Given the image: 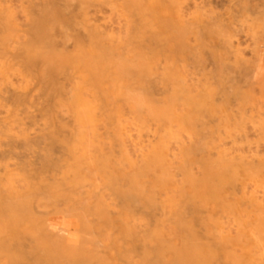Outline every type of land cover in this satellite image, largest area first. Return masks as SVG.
<instances>
[{
  "label": "rangeland",
  "instance_id": "374dc122",
  "mask_svg": "<svg viewBox=\"0 0 264 264\" xmlns=\"http://www.w3.org/2000/svg\"><path fill=\"white\" fill-rule=\"evenodd\" d=\"M55 1L62 4V9L69 1L66 13L52 0H0V180L5 183L0 182V202L10 204L14 200H7L9 197L22 198L26 189L32 194L27 198L32 200V213L45 209L50 214L52 208L55 217L53 207L67 208L64 214L77 212L70 214L72 218L65 215L72 221L62 218L66 226L59 231H52L57 224L55 218L48 220L45 216L43 224L48 220L55 225L52 223V228L47 221L45 226L52 228L47 231L52 233L41 234H46L43 241L48 238L45 241L50 244L44 241V247H39L42 251L46 247L44 253L47 249L54 252L58 238H66L65 229L73 225L72 232H66H76L71 237L77 245L64 240L72 247L70 255L64 253L69 246L65 243L59 244L64 251L52 253L73 256H66L68 261L77 256L75 264H264V84L256 87L252 83V62L261 43L257 36L264 30V17L251 9L257 0L253 4L252 0H240L242 4L238 0L237 5V0ZM43 4L52 8L51 12L58 10L59 16L61 12L63 19L72 13L70 18L75 17L76 23L65 17L60 20L68 22L64 27L65 23L59 24L60 17L49 11L52 18L46 13L49 19L42 24L38 20L45 14H41ZM38 22L46 31L48 26L54 27L48 34L54 44L47 35L39 38L48 33L45 29V33L36 35L40 32H36ZM49 55L52 63L46 60ZM247 76L249 80L242 78ZM42 81L55 92L48 89V84L45 89ZM144 84L149 86L147 91ZM255 112L261 116L259 122ZM254 126L260 133L255 130L256 139L261 137L258 144L254 142ZM254 145H258L259 154L263 153L257 158L261 162L258 182L253 174ZM64 147L70 150L63 152ZM65 176L73 177V181L68 180L74 189L68 188ZM56 178L68 185L64 187L67 193L56 190L71 193L68 199L62 200L61 193L53 195L51 186ZM130 178L137 181L141 193L137 205L118 193ZM48 179L52 181L45 184L46 191L48 185L51 196H61L60 200H49V196L47 202L44 193L37 190L38 184L41 188L42 180L45 183ZM20 201H14L18 207ZM1 205L4 203L0 204L3 227L2 220H9V211ZM16 205L15 212L20 208ZM16 214L9 217L18 220L27 216L22 218L21 213L18 218ZM27 219L26 225L32 220ZM38 219L34 217L33 226ZM62 219L58 220L60 224ZM43 224L36 226L37 231L41 232V226L46 229ZM15 225L12 227L17 230L21 226ZM35 226L30 227L33 233ZM4 231L0 232V246L8 251L14 245V249L5 254L0 248V263L37 264L36 257L43 253L32 254L25 246L28 256H21V243L25 239L31 243L33 237L30 239L25 231L24 239L13 231L19 235L14 239L19 238L9 243ZM17 241L21 244L20 256ZM36 243L33 247L39 246ZM3 253L13 255L15 262ZM30 255L34 257L30 259ZM21 257L28 262L23 263ZM58 260V264H66L64 259Z\"/></svg>",
  "mask_w": 264,
  "mask_h": 264
},
{
  "label": "bare ground",
  "instance_id": "6f19581e",
  "mask_svg": "<svg viewBox=\"0 0 264 264\" xmlns=\"http://www.w3.org/2000/svg\"><path fill=\"white\" fill-rule=\"evenodd\" d=\"M73 1H74V0H73ZM250 1H251V0H250ZM254 1H255V0H252L251 3H252V2L254 3ZM46 2H48V1H46ZM46 2H45V3H46ZM52 2L55 3L56 1H55V0L53 1V0H52ZM52 2H51V3H52ZM70 2H71V1H70ZM194 2H195V1H194ZM237 2H238V0L236 1V4H235V5H237ZM243 2H245V1H243ZM64 3H65V2H64ZM64 3H63V5H64V6H63V9H62V7H61L62 4L60 5V4H57V2H56V5H60V7H59V8H61L60 11H64V12H65L64 9H66V7L69 5V1H68V3L66 2L67 5L64 4ZM80 3H81V2H80ZM195 3H196V2H195ZM234 3H235V1H234ZM238 3H239V4H242V2L240 3V0H239ZM253 3H252V4H253ZM142 4H143V3H142ZM65 5H66V7H65ZM133 6H135V5H133ZM251 6H252V7H251ZM251 6L249 5V7H251V9H253L252 12H255L257 15L264 17V0H257V2H256L255 4H253V5H251ZM64 7H65V8H64ZM131 7H132V6H131ZM136 7H137V6H136ZM138 7H140V6H138ZM138 7H137V8H138ZM155 7H156V6H155ZM160 7H161V6H160ZM48 8H49V7H48V6L45 7L44 4H43V6L41 7V9H42L41 11H43V9H44L43 12L40 11L41 14H44V13H45L44 15H41V17H42L41 19H42V20L39 19L40 16H39V14H38V17H39V18L37 17V18L39 19L38 21H40L42 24L46 22V19H49V18L51 19V18H52V17L49 16V15H51L52 13H53V16H54L55 18H58V16H59V15H58V12H57L58 10H56V11H52V12H51L52 8H51L50 10H49ZM57 8H58V6H57ZM59 8H58V9H59ZM134 8H135V7H134ZM198 8H199V7H198ZM45 9H46V10H45ZM141 9H142V8H141ZM47 10H48V12H47ZM53 10H54V9H53ZM138 10H139V9H138ZM49 11H50L51 14H48ZM46 13L48 14V17H49V18H47ZM62 13H63V12H62ZM65 13H66V12H65ZM65 13H63V14H65ZM70 14H72V13H70ZM70 14L68 13V17H69V18L66 17V16L64 15V16L66 17V19L68 18L67 21H69V22H70V19H71V18H70V16H71ZM57 15H58V16H57ZM253 15H255V14L253 13ZM44 16H45L46 18H45ZM136 16H137V15H135L134 17L136 18ZM138 16H139V18H140V16L142 17L141 14L138 15ZM43 17H44V18H43ZM59 17H60L59 20H58V19H53L52 22H55V20H58L59 22H60V20H63V21L65 20V17H64V19L62 18V16H61V12H60V16H59ZM257 17H258V16H257ZM37 18H35V20H37ZM72 18H74V20L71 19V20H73V21H71V22L76 23V19H75V17L72 16ZM169 19H170V18H169ZM256 19H257V18H256ZM176 20H177V19H176ZM187 20H188V19H187ZM263 20H264V19H263ZM43 21H45V22H43ZM63 21H62V22H63ZM67 21H66V22H67ZM135 21H136V20H135ZM137 21H138V20H137ZM40 22H38V23H39V26L37 27V28H39V29H37V28L35 27V28H36V32H38V30H40V32H38L36 35H38L39 33L43 32V29H45V32H48L47 34H46L45 32H43V33H45V34H43V33H41V34H43L44 36H42L41 34H40V35H41L40 37L37 36V37H39V38H43V37L45 38L46 35L48 36V34H49V32H50V29H51L52 27L50 28V27L48 26V29H49V30L46 31V28H45L44 25H41L42 28L40 27ZM52 22H51V23H52ZM62 22H60L59 24H61ZM66 22H63V23H65V24H64V27H66V25L68 24V22H67V24H66ZM78 22H79V21H78ZM163 22H164V21H163ZM57 23H58V22H57ZM135 23H136V22H135ZM175 23H176V22H175ZM137 24H138V23H137ZM2 25H3V24H2ZM33 25H34V22H33ZM35 25H36V24H35ZM48 25H49V24H48ZM54 25H55V24H54ZM36 26H37V25H36ZM46 26H47V24H46ZM43 27H44V28H43ZM61 27H62V26H61ZM53 28H54V27H53ZM53 28L51 29V32H52ZM33 29H34V27H33ZM62 29H63V27H62ZM54 30H55V29H54ZM64 31H65V30H64ZM33 32H34V31H33ZM140 32H141V31H140ZM61 33H62V32H61ZM257 33H258V31H257ZM257 33H255V34H257ZM51 34H52V33H51ZM90 34H91V33H90ZM34 35H35V34H34ZM61 35H62V34H61ZM66 35H67V34H66ZM257 35H259V34H257ZM257 35H253V36L255 37V36H257ZM260 35H261V36H260ZM260 35L257 36V37H259V38L261 37L260 39H261L262 41L260 40L261 43H260V44L258 43V44H259V48H258V50L255 49L256 52L254 51V52H255V58H254V60H253V62H252V75H253V77H252V75H251V77L253 78V80H252L253 82H252V83H254V85H255L256 87H261V86L264 84V30H262V32H261ZM48 37L50 38V40L53 39V36H51V37L48 36ZM48 37H46V38H48ZM96 37H97V36H96ZM259 38H258V40H259ZM93 39H94V37H93ZM47 40L50 41L49 39H46V40H44V41L47 42ZM42 41H43V40H42ZM44 41H43V43H44ZM256 41H257V40H255L254 42H256ZM55 42H56V41H55ZM34 43H35V42H34ZM34 43H33V44H34ZM39 43H40V42H39ZM43 43H42V44H43ZM50 43H51V42H50ZM52 43L54 44L53 40H52ZM31 44H32V43H31ZM255 44H257V43H255ZM25 45H26V44H25ZM25 45H24V46H25ZM40 45H41V44H40ZM40 45H39L38 47H40ZM44 45H45V44H44ZM44 45H41V46L43 47ZM29 46H30V45H29ZM1 47H2V46H1ZM44 47L46 48V46H44ZM260 47H261V48H260ZM25 48H26V46H25ZM48 48H50V47L48 46ZM22 49H23V48H22ZM36 49H37V48H36ZM43 49H44V48H43ZM33 50H34V49H33ZM37 51H38V50H37ZM47 51H48V52H49V51L51 52V50H48V49L46 50V52H47ZM40 52H41V51H40ZM46 52H44V53H46ZM26 53H27V51H26ZM34 53H35V51H34ZM51 53H52V52H51ZM23 54H24V53H23ZM48 54H50V53H48ZM52 55H53V54H52ZM252 55H253V54H252ZM29 56H30V55H29ZM33 56H34V55H33ZM35 56H36V54H35ZM49 56H50V55H49ZM49 56L46 58V60L51 58V56H50V57H49ZM45 57H46V55H45ZM52 57L54 58V56H52ZM104 58H105V57H104ZM67 59H68V58H67ZM31 60H32V59H31ZM46 60H44V61H46ZM106 60H107V59H106ZM40 61H41V60H40ZM42 61H43V60H42ZM107 61H108V60H107ZM65 62H66V61H65ZM70 62H71V61H70ZM73 62H74V61H73ZM119 62H120V61H119ZM125 62H126V61H125ZM50 63H52V59H50ZM55 63H56V61H55ZM59 63H60V62H59ZM59 63H58V64H59ZM127 63H128V62H127ZM46 65H47V64H46ZM60 65H61V64H60ZM60 65H59V67H60ZM245 65H246V64H245ZM51 66H52V65H51ZM53 66H54V65H53ZM124 66H125V65H124ZM56 67H57V66H56ZM125 67H126V66H125ZM136 67H137V66H136ZM57 68H58V67H57ZM128 68H129V67H128ZM130 68H131V67H130ZM130 68H129V69H130ZM244 68H245V67H244ZM33 69H34V68H33ZM116 69L118 70L117 67H116ZM129 69H128V70H129ZM29 70H30V68H29ZM42 70H43V69H42ZM48 70H49V69H48ZM105 70H106V69H105ZM125 70H126V69L124 68L123 71H125ZM243 70H244V69H243ZM243 70H242V71H243ZM43 71H44V70H43ZM45 71H46V70H45ZM49 71H51V70H49ZM52 71H53V70H52ZM59 71H60V70H59ZM46 72H47V71H46ZM60 72H61V71H60ZM63 72H64V71H63ZM135 72H136V71H135ZM137 72H138V71H137ZM56 73H57V69H56ZM92 73H93V72H92ZM120 73H122V72H120ZM127 73L129 74L128 71H127ZM130 73H131V72H130ZM241 73H242V72H241ZM243 73H244V72H243ZM239 74H240V73H239ZM84 75H85V74H84ZM93 75H95V74H93ZM44 76H45V75H44ZM95 76H96V75H95ZM42 77H43V76H42ZM42 77H41V78H42ZM132 77H133V76H132ZM147 77H148V76H147ZM41 78H40L39 80H41ZM46 78H47V77H46ZM46 78H45V79H46ZM87 78H88V77H87ZM94 78H95V77H94ZM135 78H136V77H135ZM143 78H144V77H143ZM242 78H243V79H248L249 76H247V77H245V78L242 77ZM45 79H44V80H45ZM138 79H139V78H138ZM148 79H149V78H148ZM248 80H249V79H248ZM86 81H87V80H86ZM88 81H89V80H88ZM92 81H93V80H92ZM143 81H145V80H143ZM147 81H148V80H147ZM46 82H47V81H45V82L42 81L41 83L43 84V83H46ZM58 82H59V81H58ZM124 82H125V81H124ZM49 83H51V82L49 81ZM127 83H128V82H127ZM47 84H48V83L45 84L46 86L44 85V86H45V89H47V88H46V87H47ZM150 84H151V82H150ZM150 84H149V85H150ZM50 85H51V84H50ZM54 85H57V84L54 83ZM54 85H53V86H54ZM147 85H148V84H147ZM57 86H58V85H57ZM143 86H145V84H144ZM41 87H42V85H41ZM48 87H49V88H48L49 90L54 91L53 89H50L51 87L49 86V84H48ZM95 87H96V86H95ZM97 87H98V86H97ZM111 87H112V86H111ZM134 88H135V86H134ZM97 89H98V88H97ZM125 89H126V88H125ZM147 89H149V86H147V87L145 86L144 90L147 91ZM117 90H118V89H117ZM141 90H143V88H141ZM263 90H264V89H263ZM60 91H61V90H59L58 92H60ZM65 91H66V90H65ZM112 91H113V90H112ZM137 91H138V90H137ZM149 91H150V90H149ZM54 92H55V91H54ZM134 92L136 93V91H134ZM142 92H143V91H142ZM135 93H134V94H135ZM134 94H133V96H134ZM55 95H56V94H55ZM57 95H58V93H57ZM228 95H230V94L228 93ZM228 95H227V97H228ZM143 96H144V95H143ZM139 97H140V96H139ZM128 98H129V97H128ZM152 99H153V98H152ZM138 100H139V98H138ZM135 101H137V100H135ZM138 102H139V101H138ZM255 102H256V101H255ZM255 104H257V103H255ZM263 104H264V102H263ZM138 106H139V104H138ZM258 106H259V105L257 104L256 107H258ZM263 108H264V106H263ZM261 112H262V111H261ZM258 113H259V112H258ZM258 113H257V114H258ZM263 113H264V112H263ZM257 114H256V112H255V115H256V116H257ZM253 115H254V114H253ZM262 115H263V114H262ZM254 117H255V116H254ZM254 117H253L252 119H254ZM259 117H261L260 114H258V121H257V122H259V119L263 118L264 116H262L261 118H259ZM254 120H257V118L254 119ZM252 122H253V121H252ZM255 122H256V121H255ZM257 122H256V123H257ZM256 123L254 124V122H253V125H256ZM257 126H258V125H257ZM259 126H260V124H259ZM254 127H256V126H254ZM263 127H264V126H263ZM255 130L258 132V134H260V133H259V130L257 129V127H256V129L254 128V136H255L254 139H256V136H257V134H256L257 132H256ZM263 130H264V129H263ZM263 130H262V131H263ZM260 131H261V129H260ZM255 134H256V135H255ZM262 134H263V133H262ZM262 134H261V136H262ZM51 135H52V134H51ZM260 138H261V137H260ZM260 138L257 137V139H259V140H260ZM262 138H263V137H262ZM257 139L254 140V142H255V143L257 142V144H258L259 140H257ZM64 140H65V139H64ZM65 141H66V140H65ZM260 141H261V140H260ZM57 142H58V141H57ZM60 143H61V142H60ZM199 143H200V142H199ZM67 145H68V144H67ZM67 145H66V146H67ZM259 145H260V143H259ZM201 146H202V145H201ZM253 147H255V145H254ZM263 147H264V146H263ZM54 148H55V147H54ZM61 148H62V147H61ZM255 148H256V149H254V155H256V158H255V156H254V158H255L256 162H254V165H255L254 168H255V169H253V174H255L254 177H255V176L257 177L256 180H257V182H258V181H259V176H260L259 173H258V172H259L258 170H259V168H260V166H261V164H260L261 162H260V159H257V158H258L259 156L261 157V155H262L263 153H262V154H261V153H260V154L258 153V148H259L258 145H256ZM74 149H75V148H74ZM65 150H66V149H65V147H64L62 151L65 152ZM67 150H70V149L67 147ZM67 150H66V151H67ZM71 150H72V149H71ZM57 151H58V150H57ZM53 152H54V151H53ZM73 152H74V151H73ZM41 153H42V152H41ZM67 154H69V153L67 152ZM75 154H76V153H75ZM70 155H71V154H70ZM47 156H48V155H45V158H46ZM76 156H77V155H76ZM51 157H52V155H51ZM260 157H259V158H260ZM45 158H44V159H45ZM63 158H64V157H63ZM78 158H79V157H78ZM262 159H263V158H262ZM46 160L48 161L49 159L47 158ZM76 160H77V159H76ZM257 160H258V161H257ZM44 161H45V160H44ZM47 161H46V162H47ZM52 161H53V160H52ZM54 162H55V161H54ZM258 162H259V163H258ZM49 163H50V162H49ZM255 163H256V164H255ZM47 164H48V162H47ZM51 164H52V162H51ZM259 164H260V165H259ZM81 165H82V164H81ZM79 167H80V166H79ZM73 170H74V169H73ZM39 171H40V170H39ZM39 171H38V172H39ZM260 171H261V170H260ZM256 173H258V174L256 175ZM263 173H264V172H263ZM73 174H74V173H73ZM71 175H72V173H71ZM258 175H259V176H258ZM73 176H75L74 179H76V177H78V176H76L75 174H74ZM80 176H81V175H80ZM63 177H64V176H62V179H63ZM66 177H67V178H66ZM68 177H69V176H65V179L68 180V179H69ZM135 178H136V177H135ZM62 179L58 178V181H57V178H56V179L53 180V182H54V181L56 182V184H54V185H56V187L53 185V186L55 187L54 189H53V186H51V189H52L53 192H54V194H53L54 196H55V194H56V195H57V194L60 195V193H61V195H63L64 192H65V191H64V190H65L64 187L67 188L68 185H69L68 188H70L71 185L74 186V185L72 184L73 182L71 183V181H69V180H72L73 177L71 178V176H70V179H69L68 181H67V180L65 181V182H68V183H69L68 185H65V183H64V181H63ZM77 179H78V178H77ZM132 179H133V178H130V179H129L130 181H129V184L127 185V187L125 186V187H126V188H125V187L122 186V187L125 188V189H121L118 193H119V196H121L122 198H125L126 200L128 199V200H130L134 205H137V204H138V201H139V199H140L139 197H140V194H141V193H139L138 187H137V185H135V183H136L137 181L134 183V181H133ZM137 179H138V178H137ZM137 179H136V180H137ZM60 180H61V181H60ZM134 180H135V179H134ZM256 180H255V181H256ZM49 181L51 182L52 180H49V179H48V181L45 180V181H44L45 183H43V180H42V183L39 182V183H41V188H42V184H44V185H45L46 183H47V184H50ZM62 181H63V183H61ZM72 181H73V180H72ZM262 181H263V180H262ZM0 182H2V181L0 180ZM74 182H75V181H74ZM76 182H77V181H76ZM257 182H256V183H257ZM2 183H4V182H2ZM30 183H31V182H30ZM70 183H71V185H70ZM256 183H255V185H256ZM4 184H5V183H4ZM35 184H36V183H34V185H35ZM77 184H78V183H77ZM77 184L75 183V185H76L77 187L80 188V186H78ZM81 184H82V183H81ZM136 184H137V183H136ZM31 185H32V184H31ZM38 185L40 186V184H38ZM44 185H43V187H44V189H45V188H46V185H45V186H44ZM64 185H65V186H64ZM6 186H7V185H6ZM10 186H11V184H10ZM39 186H38V189H37L36 187H35V189H37L38 191L41 190V194L44 193L43 195L46 196L45 199L47 198L46 201L48 202L49 196H51V194H52V193H51L52 190L49 189L50 187L47 185V190H48V192H50V193H48V192L46 191V189H45L44 192H43V188L41 189ZM262 186H263V185H262ZM3 187H4V186H3ZM3 187H2V188H3ZM59 187H61V188H59ZM120 187H121V186H120ZM209 187H210V186H209ZM33 188H34V187H33ZM39 188H40V189H39ZM72 188L74 189V187H72ZM72 188H70V190H71ZM5 189H6V187H5ZM11 189H12V187H11ZM28 189H29V188H28ZM57 189H59V191H61V190L63 189L62 191H64V192L62 193V192L56 191ZM60 189H61V190H60ZM255 189H256V188H255ZM20 190H21V189H20ZM67 190H68V193H69V189H67ZM67 190H66V191H67ZM2 191H3V190H2ZM4 191H5V190H4ZM7 191H8V189H7ZM10 191H11V190H10ZM11 192H12V191H11ZM17 192H19V191H17ZM22 192H23V191H22ZM26 192H27V191H26V189H25V193H24V192H23V193L26 194V195H25L26 197L22 195V198H21V195H20V196H18V197L20 198V199H19L18 197L15 198V196L13 195L14 197L11 196V197H9L10 199H7V200H14V201H15V199H16V203L18 202V200L20 201V200L22 199V201H20V202L18 203V204H19V207L22 209V211H21V209L18 207V205H16V203H15L14 201H11V202H10V204L12 203V204H11L12 206L9 204V201H7V200H6V201H7L8 203H7V202H3V201H5V200L1 201L2 204L4 203V205H1V206H4L5 208H6V207L8 208L7 210H8L9 212L6 213V215L9 214V215L13 216V214H16V213H17V210H18V209H17L16 212H15V205H16V207L19 208V210H18V214H16V215H17L16 217L19 218V216H20L21 213H22L23 215H21L20 217L24 218L23 216H26V213H27V216H26V217L28 218V219H27L26 217H25L24 219L19 218V219H21V221H22V220L25 221V222L21 223V222L19 221V219H18V220H15V219H16L15 216H14V218H15V219H14V218H12L11 216L9 217V215H7V216L9 217V218L7 217V219L10 220V218H11V220H10L11 223H10L9 220H8V221H6L5 219H4L5 221L2 220V222H3V227L0 226V228H1V229L4 228L5 230H6V229H7V230L4 231V229H3V230H0V232L2 231L1 233H3V231H4L5 235H8V237H9L10 240H11V241H10V240L7 239V240H8L7 242H9V243L12 242V241H15L16 239L18 240L19 237L16 238V239H14L16 236H19V235L22 236L23 233H24L23 235H25V234H26L25 231L28 232V234L30 233L29 235L26 234L27 236H29V238H30V237H31V238L33 237L32 240H33V241H36V240H37V243H39V242H41V241L38 240V236H39L41 233H43V231L46 233L47 229H49V226L52 227V225L54 224V223H53L54 221H55V224H56V223H57V224H60V223H59L60 220H61L62 218L64 219V218H65V215H66L67 213H68V215L71 214V215H73V216H74V214L77 213V212L73 213V212H74L73 210H72L73 212L71 211L70 208H71L72 205H71V206H68V210L70 209L69 211H71V213H70V212H67L66 214H64V213H65L64 211H66L67 208H63V207H62V209H63V210H62L61 208L57 207L58 210L60 209V210H59L60 213L63 212L64 216H62V215H63L62 213H61V215H60V214L58 213L57 208H54V207H53V213L56 212L55 217H54V215L51 213V212H52V208H51V210H50V214H48L47 211H45V209H43L44 211H41V209H42L43 207H41L40 210H39V212L41 211V212H43V213H38V211L35 212V213H38V214H35L34 212L32 213V211H31V207H33V206L29 204V203H30V202H29L30 199H27V198H30L32 194H31L30 191H29V192H30L31 195H29V193H26ZM72 192H73V190H72ZM75 192H77V191H75ZM88 192H89V191H87V193H88ZM145 192H146V191H145ZM254 192H255V190H254ZM12 193H13V192H12ZM38 193H39V192H38ZM46 193H47V195H46ZM65 193H67V192H65ZM78 193H79V192H78ZM91 193L93 194V192H91ZM146 193H147V192H146ZM195 193H196V192H195ZM27 194H28L29 197H27ZM69 194H71V193H69ZM69 194H68V195H69ZM183 194H184V193H183ZM6 195H7V194H6ZM6 195H5V196H6ZM11 195H12V194H11ZM37 195H38V194H37ZM53 195L51 196L52 198H50L49 200L55 198V199L52 200V201H55V200H60V199L62 198L61 196H60L59 198H56L58 195H57L56 197H54ZM64 195H66V194H64ZM64 195H63V199H62V200H64V198L68 199L69 196L66 195L67 197H64ZM88 195H89V193H88ZM97 195H100V194H97ZM117 195H118V194H117ZM261 195H262V194H261ZM261 195H260V197H261ZM5 196H4V197H5ZM38 196H39V198H42V197H40V194H39ZM86 196H87V195H86ZM150 196H151V195H150ZM4 197H3V199H4ZM7 197H8V196H7ZM24 197H25V198H24ZM87 197H88V196H87ZM151 197H152V196H151ZM1 198H2V197H1ZM1 198H0V199H1ZM11 198H12V199H11ZM13 198H14V199H13ZM23 198H24V199H23ZM70 198H71V196H70ZM72 198H73V196H72ZM92 198H93V197H92ZM96 198H97V196H96ZM122 198H121V199H122ZM153 198H154V197H153ZM5 199H6V198H5ZM32 199L35 200L33 197H32ZM43 199H44V198H43ZM66 199H65V200H66ZM88 199H89V197H88ZM103 199H104V198H103ZM204 199H206V198H204ZM24 200H25V202H24ZM26 200H28L27 203H26ZM40 200H41V199H40ZM62 200H61V201H62ZM69 200H70V199H69ZM71 200L73 201V199H71ZM99 200H100V199H99ZM101 200H102V199H101ZM104 200H105V199H104ZM151 200H152V199H151ZM192 200H193V199H192ZM30 201L32 202V200H30ZM72 201H71L70 203H72ZM75 201H76V199H75ZM75 201H74V202H75ZM78 201H79V200H78ZM1 202H0V204H1ZM22 202H23V203H22ZM38 202H39V201H38ZM47 202H46V203H47ZM66 202H67V200H66ZM66 202H65V204H66ZM100 202H101V201H100ZM139 202H140V201H139ZM21 203H22V204H21ZM25 203L27 204V208H28V209H25V207H26V204H25ZM40 203H41V202H40ZM53 203H54V202H53ZM53 203L51 204V206L53 205ZM141 203H142V200H141ZM143 203H144V202H143ZM7 204H9V205H7ZM13 204H14V208H13ZM28 204H29V205H28ZM31 204H32V203H31ZM33 204H34V201H33ZM58 204H59V203H58ZM73 204H74V203H73ZM149 204H150V203H149ZM155 204H156V203H155ZM259 204H260V203H259ZM43 205H44V203H43ZM56 205H57V204H56ZM68 205H69V204H68ZM75 205H76V204H74V207H75ZM99 205H100V203H99ZM151 205H152V203H151ZM10 206L14 209V211L12 210V208H11ZM21 206H22V207H21ZM38 206H39V203H38ZM40 206H42V205L40 204ZM40 206H39V207H40ZM47 206H48V204H47ZM54 206H55V204H54ZM95 206H96V203H95ZM23 207H24L25 210H23ZM36 207H37V205H36ZM65 207H66V206H65ZM69 207H70V208H69ZM74 207H72V208H74ZM99 207H101V206H99ZM99 207H98V208H99ZM261 207H262V206H261ZM5 208H3V211L5 210V212H7V210H6ZM48 208H49V207H48ZM94 208H95V207H94ZM134 208H135V207H134ZM35 209H36V208H35ZM37 209H38V207H37ZM90 209H91V208H90ZM90 209H89V210H90ZM101 209H102V208H101ZM139 209H140V208H139ZM11 210L14 212L13 214L10 212ZM55 210H56V211H55ZM61 210H62V211H61ZM76 210H78V209H76ZM86 210H88V209H86ZM95 210H98V209L95 208ZM185 210H186V209H185ZM27 211H28V212H27ZM34 211H35V210H34ZM91 211H92V209H91ZM104 211H105V210H104ZM104 211H103V212H104ZM152 211H153V210H152ZM154 211H155V210H154ZM20 212H21V213H20ZM24 212H25V215H24ZM45 212H46L47 214H46ZM88 212H89V211H88ZM103 212H102V214H103ZM31 213L34 214L32 218L30 217ZM72 213H73V214H72ZM1 214L4 216L3 213H1ZM19 214H20V215H19ZM51 214L53 215V217H52V216L50 217ZM57 214H59V215H57ZM102 214H101V215H102ZM39 215H41V216H39ZM42 215H43V216H42ZM71 215H70V216H71ZM77 215H78V214H77ZM86 215H87V214H86ZM0 216H1V215H0ZM38 216L41 217L40 219H42V217H43V219H44L45 216H46L45 218H47L48 220H49L50 218H51L50 220H52L53 218H55V219H53L54 221H52L51 224L49 223L48 220H46L45 224H47V221H48L49 226H47L48 224L45 226V224H43V222L45 221V219H44V220L42 219L43 221L41 220V222H39V219H38L39 217H38ZM48 216H49V217H48ZM61 216H62V217H61ZM95 216H96V215H95ZM4 217H5V216H4ZM34 217H35V219H38V223H35V222H34V223L36 224L37 227H39L40 225L43 224V225H44V228H46V229H43V226H41V228H42L43 230L40 229V230H41V232H40L39 230L37 231L38 228L34 225V226H35V229L37 228L36 230H35V229H32L33 231L35 230V231H34L35 234L31 231V228H30L31 226L34 227V226L32 225V223H31V222L34 220ZM37 217H38V218H37ZM59 217H61V219H59ZM67 217H68V216H66V218H65L66 220H67ZM75 217H76V216H75ZM77 217H78V216H77ZM77 217H76V218H77ZM30 218H31L32 220H31ZM56 218H58V219L56 220ZM71 218H72V216H71ZM71 218L68 217V219H70V221H72ZM76 218H75V220L77 221ZM78 218H80V217H78ZM83 218H85V217H83ZM99 218H100V217H99ZM25 219H27V220L30 219V220H31V221L29 220L30 223H31V226L29 225L30 223L26 225V220H25ZM63 219H62V222H61L60 225L57 226V224H56L57 227L55 226V228H53V227H54V226H53V227H52L53 229H52L51 227H50V229H52V231H54V230H58V231H59L58 228H60L61 226H66V225H63V224H64L63 222H64V220H65V219H64V220H63ZM13 220H14V221H13ZM58 220H59V222H58ZM66 220H65V221H66ZM98 220H101V219H98ZM98 220H97V221H98ZM102 220H103V219H102ZM15 221H16V223H15ZM18 221H19L21 224H20V223H17ZM35 221H37V220H35ZM84 221H85V220H84ZM4 222H5V223H4ZM7 222H9V223H7ZM27 222H28V221H27ZM74 222H75V221H74ZM106 222H107V221H106ZM14 223L17 224V226H18V225H19V226L21 225V226L18 228V230H17V227H14V226H16ZM24 223H25L26 226L24 225ZM34 223H33V224H34ZM39 223H40V224H39ZM52 223H53V224H52ZM66 223H67V222H66ZM8 224H9V225H8ZM10 224H12V225H14V226L12 227V225H10ZM22 224H23L24 226H22ZM37 224H38V225H37ZM55 224H54V225H55ZM82 224H83V222H82ZM82 224H80V225H82ZM91 224H92V223H91ZM1 225H2V224H1ZM6 225H8V226H6ZM28 225H29L30 227H29ZM77 225H78V224H77ZM77 225H74V227L77 226ZM72 226H73V225H72ZM72 226H71V228H72ZM78 226H79V225H78ZM78 226H77V227H78ZM7 227H8V228H7ZM24 227H25V228H24ZM74 227H73V228H74ZM22 228H23V232H22V230L19 231V230L22 229ZM63 228H64V227H63ZM63 228H62V229H63ZM71 228H69L70 230L67 229V228H66V229L64 228V229H65L66 231L72 232V229H71ZM75 228H76V227H75ZM75 228L73 229V231H77V230H78L77 228H76L77 230H75ZM78 228H79V227H78ZM92 228H93V226H92ZM92 228H91V229H92ZM9 229H10L11 231H10ZM12 229H14V230H12ZM28 229L30 230V232H29ZM50 229H49V230H50ZM64 229H63V230H64ZM81 229H82V228H81ZM85 229H86V228H85ZM8 230H9V231H8ZM49 230H48V231H49ZM63 230H62V231H63ZM98 230H99V227H98ZM13 231L16 232V233H17V231H18L17 234H19V235H16V233H14ZM36 231L38 232L39 235H37V232H36ZM48 231H47V233H48ZM66 231H65V232L63 231V232H64V235H65V236L63 235V237H66V238H63V240L60 239L61 241H60L59 238H58V240L56 241L57 246L54 247V248H56V250L54 249V250H55L54 252L57 253L60 249H61V251H62V250H63V251L65 250V247H64V249H62V247H59V244H60V243H63V244L65 243L64 246H66V245L68 246V245H69L68 248H66V249H68V251H64V253H65V252H67V253L69 252V247H71V245H70L71 242H72L71 244H73L74 247L77 245L78 242L75 243V240L72 239V237H71V236H73V234H75L76 232H75V233L73 232V234H71V233H68V234H67ZM82 231H83V230H82ZM8 232H9V233H8ZM10 232H11V233H10ZM49 232H50V231H49ZM63 232H62V233H63ZM88 232H89V231H88ZM7 233H8V234H7ZM20 233H21V234H20ZM47 233H46V234H47ZM50 233H52V232H50ZM56 233H57V231H56ZM56 233L54 232V234H56ZM58 233H59V232H58ZM31 234H32V236H30ZM46 234H43V236H45ZM69 234H71V235H69ZM89 234H90V233H89ZM0 235H1V234H0ZM11 235H13V236H11ZM33 235H34V236H33ZM67 235H69V237H68ZM76 235H77V234H76ZM82 235H83V234H82ZM84 235H85V234H84ZM87 235H88V234H87ZM187 235H188V234H187ZM35 236H36L37 238H35ZM41 236H42V234H41ZM41 236H39V237H41ZM43 236L41 237V240H42L43 243H42V244L39 243V244H38L39 246H36V247H33V244L35 245L36 242L33 243V241H32V242H31L32 244H31V243H27L25 237L22 236V237H24V239H25L24 242H23V240H20L21 242H23V243H21L22 246H21V244L19 245V243H18L19 241H17V244H18V247H17V249H18V250H17V251H18V255L20 256V254H21L22 251H23V253L21 254V256L23 255L22 257H23V258H26V255L28 256V254L26 253V249L28 250V248H29V250H30V252H31L32 254H33L34 252L37 253V251H38V254H39V255H43V254H44L43 256H39V255L37 254V255L39 256V258L35 256V257H36L37 264H38L39 262H42V261L44 262V261H46V260H47V263L49 262V260H55V261H53V263L55 264V263H57V262L59 261V260H58L59 258H60V260H63V259H64V261L66 262V264H71L72 262L75 264V262H76V258H78L77 256L74 258V261H75V262L72 261L73 258L70 259V261H68L69 259L66 260L68 257H70V258L73 257V256H68L69 253H68V254L66 253V256H67V258H66V256L64 257V253H63V252H60V253H58V254L56 255V254H53V253H54L53 251H51V253L53 252V253L51 254L50 251H49V249H47V250L49 251L50 254L47 253L48 251L44 253L43 251H44V250L46 251V247H45V249H44L43 251L41 250V248L39 249L40 245L43 246V245H44V241H45V240L47 241V239H48V238H45V237H46V236H45V237H44L45 239H44V241H43ZM12 237H13V238H12ZM22 237H21V239H22ZM53 237H54V236H53ZM76 237H77V236H76ZM11 238H12V239H11ZM31 238H30V239H31ZM34 238H35L36 240H35ZM54 238H55V237H54ZM69 238H70V239H69ZM56 239H57V235H56ZM65 239H66V240H65ZM0 240H2V236H1ZM3 240H4V239H3ZM64 240L67 241V242H68V240H69V241H70V240H73V241H70V243L67 244ZM76 240H77V239H76ZM89 240H90V239H89ZM27 241H28V239H27ZM46 241H45V242H46ZM51 241H52V239H51ZM62 241H63V242H62ZM78 241H79V240H78ZM87 241H88V240H87ZM25 242H26L28 245H26ZM47 242H48V241H47ZM47 242H46V243H47ZM58 242H59V243H58ZM73 242H74L76 245H75ZM0 243H1V241H0ZM5 243H6V239H5ZM5 243H4V245H5ZM37 243H36V244H37ZM14 244H15V242H14ZM29 244H30L31 247L29 246ZM47 244H48V243H47ZM49 244H50V243H49ZM49 244H48V245H49ZM9 245H10V244H9ZM187 245H188V244H187ZM13 246H14V245H13ZM13 246L10 245V249L7 248L6 246H5V248H6V250L9 249L8 251L11 252L10 250H11V248H13ZM19 246H21V248H24L25 250L23 249V250L21 251V248H20ZM25 246H26V247L28 246V248H26ZM45 246H46V245H45ZM53 246H54V243H53ZM67 246H66V247H67ZM2 247L4 248V246H2V244H1L0 248H1L2 250H4ZM37 247H38V248H37ZM43 247H44V246H43ZM58 247H59V249H58ZM74 247H73V249H74ZM19 248H20V249H19ZM30 248H31V249H30ZM71 248H72V247H71ZM156 248H157V247H156ZM13 249H14V248H13ZM13 249H12V250H13ZM36 249H37V250H36ZM50 249H51V248H50ZM57 249H58V250H57ZM29 250H28V251H29ZM51 250H53V249H51ZM84 250H85V249H84ZM4 251H5V250H4ZM8 251H5V254H6V252H8ZM81 251H82V249H81ZM9 252H8V253H9ZM13 252L15 253V251H13ZM13 252H12V254H13ZM24 252H25V254H24ZM70 252H71V250H70ZM8 253H7V256H6L4 253H3V254H4L6 257H8V259H9V257H12L13 255L8 254ZM35 253H34V254H35ZM42 253H43V254H42ZM46 253H47V254H46ZM79 253H80V252H79ZM1 254H2V252H1ZM15 254H16V253H15ZM59 254H62V255H61L62 259H61V257H60ZM83 254H84V253H83ZM9 255H10V256H9ZM16 255H17V254H16ZM16 255H14V257H15ZM24 255H25V257H24ZM35 255H36V254H35ZM69 255H70V254H69ZM79 255H80V254H79ZM148 255H149V254H148ZM5 256H4V257H5ZM32 256H33V255H30V259H31ZM81 256H82V255H81ZM81 256H80V257H81ZM85 256H86V255H85ZM85 256H84V257H85ZM2 257H3V256H2ZM16 257H17V256H16ZM22 257H21V258H22ZM33 257H34V256H33ZM18 258H19V257H18ZM23 258H22V259H23ZM27 258L29 259V257H27ZM65 258H66V259H65ZM145 258H146V257H145ZM12 259L15 260L16 258H13V257H12V258L10 259V261H11ZM30 259H29V260H30ZM78 259H79V258H78ZM78 259H77V260H78ZM149 259H150V257H149ZM5 260H6V258H5ZM14 260H12V261H14ZM17 260H18V259H17ZM24 260L26 261V259H23V263H25ZM32 260H34V259H32ZM39 260H40V261H39ZM81 260H83V259H81ZM94 260H95V259H94ZM147 260H148V259H147ZM2 261H3V260H2ZM7 261H8V260H7ZM10 261H9V262H10ZM20 261H21V260H20ZM34 261H35V260H34ZM36 261H35V262H36ZM56 261H57V262H56ZM71 261H72V262H71ZM91 261H92V260H91ZM149 261H150V260H149ZM153 261H154V260H153ZM5 262H6V261H5ZM14 262H15V261H14ZM26 262H28V261H26ZM35 262H34V263H35ZM50 262H51V261H50ZM60 262H61V261H60ZM68 262H69V263H68ZM89 262H90V261H89ZM2 263H3V262H2ZM7 263H8V262H7ZM12 263H13V262H12ZM12 263H11V264H12ZM47 263H46V264H47ZM51 263H52V262H51ZM73 263H72V264H73ZM90 263H91V262H90ZM94 263H96V262H94ZM153 263H156V262L154 261ZM0 264H1V263H0ZM5 264H6V263H5ZM29 264H30V263H29ZM41 264H43V263H41ZM57 264H58V263H57ZM62 264H63V263H62ZM77 264H79V262H77ZM84 264H87V263H84ZM97 264H98V263H97ZM107 264H108V263H107ZM156 264H157V263H156Z\"/></svg>",
  "mask_w": 264,
  "mask_h": 264
}]
</instances>
